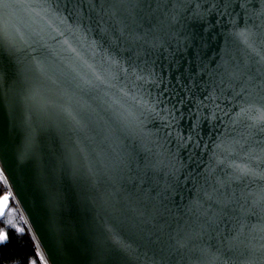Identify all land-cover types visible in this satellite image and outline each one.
I'll use <instances>...</instances> for the list:
<instances>
[{"label": "water", "instance_id": "1", "mask_svg": "<svg viewBox=\"0 0 264 264\" xmlns=\"http://www.w3.org/2000/svg\"><path fill=\"white\" fill-rule=\"evenodd\" d=\"M5 3L9 7L5 8ZM43 5L44 0H0L3 180L7 179L47 264H150L153 253L144 237L154 230L153 225L144 222L147 215H138L140 206L128 196L131 185L120 177L144 169L146 163L158 158L157 153L178 151L174 140L169 143L164 139L165 131H157L160 122L145 111L148 93L154 97L156 89L137 90L131 77L123 74L113 79L118 69L106 58L109 45L91 44L97 39L96 26L92 25L94 30L85 39L82 33L60 24ZM250 7L259 8L260 0H250ZM233 18L243 28L245 17L239 6ZM247 22L251 25L253 20ZM187 24L203 39L198 38L176 58L180 71L188 68L203 77L197 79L201 89L205 82H212L207 73L199 72L198 65L206 64L211 71L222 58L229 64L259 59L229 35L232 26L228 17L213 14L207 23L190 19ZM255 46L257 50L264 47L259 40ZM194 91L200 95V89ZM218 103L226 112L232 111L229 116L218 113L221 119L214 121L215 127L208 123L201 126L200 134L209 149L220 139L240 140L248 123L233 124L232 116L239 109L226 100ZM188 123L187 118L181 121L182 126ZM233 158L240 162L241 156ZM202 159L207 163V151ZM121 160L131 172L119 165ZM178 160L188 165L182 174L196 167L189 164L186 150H179ZM202 170L203 165L197 169ZM256 187L252 185L253 190ZM194 193L192 181H187L173 197L179 207L170 205L173 215L166 217L172 228L190 219L183 205ZM109 228L118 234L116 239L129 246L128 251L118 248Z\"/></svg>", "mask_w": 264, "mask_h": 264}, {"label": "snow or ice", "instance_id": "2", "mask_svg": "<svg viewBox=\"0 0 264 264\" xmlns=\"http://www.w3.org/2000/svg\"><path fill=\"white\" fill-rule=\"evenodd\" d=\"M3 6L9 7L7 3ZM237 6L245 17L243 28L233 18ZM43 7L85 39L94 30L92 25L96 26L97 39L91 44L109 45L106 58L118 69L113 79L123 74L131 77L137 90L156 89L154 97L149 91L145 111L160 122L157 131H165L164 139L169 143L174 140L178 151L157 153L158 158L146 163L144 169L120 177L131 185L128 196L140 206L138 215H147L144 222L153 225L154 230L144 237L153 253L150 264H264V47L257 50L255 46L257 40L264 46V0H260L259 8L250 7V0H44ZM213 14L228 17L232 26L229 35L259 59L229 64L222 58L211 71L206 64L198 65L199 72L207 73L214 85L205 82L201 89L197 79L203 77L188 68L180 71L176 55L186 52L198 38L203 39L189 30L187 21L207 23ZM248 20L253 23L249 25ZM199 56L197 48V60ZM194 89H200V95ZM225 100L239 109L231 122L248 123L240 140L220 139L209 149L200 129L205 123L215 127L214 121L221 119L218 113L229 116L232 109L226 112L218 103ZM185 118L190 123L182 126ZM179 150H186L189 164L196 165L186 174L182 169L188 165L178 160ZM206 151L207 163L202 159ZM238 155L240 162L233 158ZM119 165L128 168L123 160ZM201 165L203 170L197 171ZM187 181H192L195 189L193 198L183 205L190 219L172 228L166 217L173 215L170 205L179 207L173 197ZM252 185H257L256 190ZM11 195L0 196V217ZM7 226H12L11 221ZM108 231L118 248L128 251L129 246L115 238L118 234L111 228ZM15 232L22 233L23 229L15 227ZM7 239V231L0 228V244ZM35 255L41 264H47L39 246Z\"/></svg>", "mask_w": 264, "mask_h": 264}, {"label": "trees", "instance_id": "3", "mask_svg": "<svg viewBox=\"0 0 264 264\" xmlns=\"http://www.w3.org/2000/svg\"><path fill=\"white\" fill-rule=\"evenodd\" d=\"M8 191L7 185L0 177V196ZM11 200L4 216L0 217V228H4L8 234L7 241L0 244V264H28L31 260L37 262L39 257L35 253L38 244L16 202L13 198ZM8 221H11L12 226L22 228L23 232H15V227L7 226Z\"/></svg>", "mask_w": 264, "mask_h": 264}, {"label": "rangeland", "instance_id": "4", "mask_svg": "<svg viewBox=\"0 0 264 264\" xmlns=\"http://www.w3.org/2000/svg\"><path fill=\"white\" fill-rule=\"evenodd\" d=\"M1 180L4 182L3 177H1ZM8 192H10V191H8ZM8 192H7V193H8ZM12 198H13V197H12V195H11V196L9 197L8 207H9L10 202L12 201V200H11ZM6 210H7V209H6ZM6 210H5V211H6ZM36 264H41L40 258H38Z\"/></svg>", "mask_w": 264, "mask_h": 264}]
</instances>
